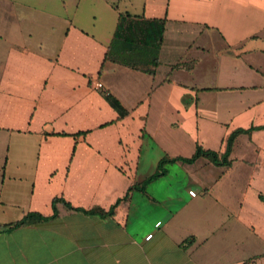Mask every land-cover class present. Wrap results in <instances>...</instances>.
Returning <instances> with one entry per match:
<instances>
[{
    "label": "crops",
    "instance_id": "1",
    "mask_svg": "<svg viewBox=\"0 0 264 264\" xmlns=\"http://www.w3.org/2000/svg\"><path fill=\"white\" fill-rule=\"evenodd\" d=\"M0 264H264V0H0Z\"/></svg>",
    "mask_w": 264,
    "mask_h": 264
},
{
    "label": "trees",
    "instance_id": "2",
    "mask_svg": "<svg viewBox=\"0 0 264 264\" xmlns=\"http://www.w3.org/2000/svg\"><path fill=\"white\" fill-rule=\"evenodd\" d=\"M161 30H162V24L160 23V26H159V29H158V32L161 34ZM111 105L115 108H119L117 103L114 102V101H110ZM241 130H234L233 132H231L229 134V136L227 137L226 139V142H225V151L224 153L222 154V156L220 157V160L221 162L225 163L226 164V161H225V156L227 155V152L229 151V148L231 146V143H232V140L234 139L235 135L240 132ZM197 156H203V157H206L209 161L213 162V163H218L219 159H217V155L213 152V151H209V150H202L200 147H195V150H194V153L189 157V158H181V160L183 161H192L194 158H196ZM169 160V159H168ZM163 161V160H162ZM160 161L159 163L161 164ZM165 161V160H164ZM159 169V168H158ZM160 173V169L158 170V172L154 173L152 176L149 177V179H151L152 177L158 175ZM56 202H59L61 204H63L66 209L70 210H76L75 208H72L69 204H67L65 201H63L62 199L60 198H53L52 201H51V208H52V214H51V217L55 216L56 215V210H55V203ZM43 219H46V217H43L39 214H35V213H28L26 215H24L21 219H19L18 221L16 222H13V223H10L8 225H6L4 227L5 230H8V229H11V228H14L16 226H19V225H23V224H26V223H29V222H32V221H37V220H43Z\"/></svg>",
    "mask_w": 264,
    "mask_h": 264
},
{
    "label": "built area",
    "instance_id": "3",
    "mask_svg": "<svg viewBox=\"0 0 264 264\" xmlns=\"http://www.w3.org/2000/svg\"><path fill=\"white\" fill-rule=\"evenodd\" d=\"M90 86L95 90H102L103 89L102 83L100 81H97V80L90 81Z\"/></svg>",
    "mask_w": 264,
    "mask_h": 264
}]
</instances>
